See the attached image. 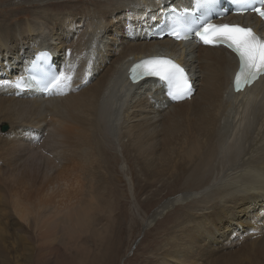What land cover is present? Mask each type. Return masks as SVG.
I'll list each match as a JSON object with an SVG mask.
<instances>
[{
  "label": "bare ground",
  "instance_id": "bare-ground-1",
  "mask_svg": "<svg viewBox=\"0 0 264 264\" xmlns=\"http://www.w3.org/2000/svg\"><path fill=\"white\" fill-rule=\"evenodd\" d=\"M91 1H77V10L66 12L59 4L57 13L41 5L21 28L0 24V81L10 82L0 85V125L8 128L0 131V159L17 166L6 178L17 186L18 219L42 217L49 208L45 215L56 222L48 224L91 225L96 203L105 210L121 204L118 165L131 157L145 164L150 178L158 175L166 184L181 178L188 185L147 217V227L176 203L192 202L148 264H264V77L234 93L238 62L229 51L155 35L164 12L190 8L194 0ZM247 17L264 33L258 19ZM40 53L72 76L69 87L49 98L16 95L13 79ZM162 53L189 68L195 81L190 100L171 103L148 82L124 78L133 60ZM26 169L52 186H22ZM40 236L47 244L41 228ZM77 256L78 264H99L105 255L82 244Z\"/></svg>",
  "mask_w": 264,
  "mask_h": 264
},
{
  "label": "rangeland",
  "instance_id": "rangeland-1",
  "mask_svg": "<svg viewBox=\"0 0 264 264\" xmlns=\"http://www.w3.org/2000/svg\"><path fill=\"white\" fill-rule=\"evenodd\" d=\"M29 1L0 0V24L7 23L8 26L21 28L22 26L20 27V25H23L27 19L32 18V14L41 5L43 7L46 6L51 12L57 13V6L65 4L66 8H59H62V11L66 12L65 10L70 8L77 10V1L82 0H37L32 5L28 3ZM86 2L92 1L86 0ZM71 5L75 6L71 7ZM2 126L0 125V131L5 127ZM3 130H8V128L6 127ZM5 151L7 150L5 149ZM121 158L118 165L120 175L116 177L120 178V183L117 182V185H120V189L122 190L121 195H124V197L120 198L121 204L114 202L111 210L99 208L102 210V213H99L97 203L96 206H93L94 208L90 206L92 208L88 216L90 217L89 222H91V225L86 223L81 224L79 227L73 226L68 222L55 224L57 226L54 223H52L53 225L48 224L50 219L53 220L50 222H56V216L51 214L49 216L45 215L49 208L42 210V217L40 215L37 217V215L31 213L30 216L33 218L29 217L25 221L19 220L17 213L13 211L16 201V197L13 196H17L14 193L17 190V186H9V181L6 178L7 175H11V170L17 166L15 165L14 167V163L11 161L13 163L12 167L10 165L8 167L6 164L8 160L4 163L0 159V164L3 165H0V168L2 167L1 169H3H0V264H5V261H7V264H40V261H43V264L49 261L51 262L50 264H56V260L60 259H62L60 260L61 263L57 262V264H78V259L81 255L79 254L80 257L77 256V248L82 244L84 247L89 248L92 254L105 255L104 260L100 261L99 264H108L111 261H114V264H148V261L157 257L164 244L168 241L166 237L171 233L172 227L185 219V211L192 205V202L176 203L156 218L154 223L149 227H147V217H151L153 211L160 207L161 204H164L165 201L177 194L180 195L179 193L186 192L188 189L185 188H188V185L178 182L181 181V178L178 180L172 179L173 181L171 180L172 182L169 181L167 184L160 181L161 179L158 178V175L150 178L149 173L146 171V166L141 160L135 161L131 157ZM21 166H23V163ZM15 173L21 176L19 170H16ZM3 175L5 176L3 177ZM22 176L24 182L22 186L26 187L28 185L27 187H29L31 185V188L36 191H40V186L45 188V185L48 186L50 182L49 179L45 181L40 180L39 178L42 175H34L29 173L27 169L26 171L23 170ZM52 177L50 176V179L53 181ZM15 179L17 182L21 180L19 178ZM151 179H153L152 182ZM148 181H150L149 184ZM114 191V189L111 191L112 198V194L115 193ZM35 208H39V206H35ZM173 215L175 216L173 217ZM35 218L36 222L42 223L38 227L37 223L34 222ZM48 225L50 228H47ZM40 228L42 229V233L45 230L46 237L48 238L47 244L50 246L41 243L42 234L40 236ZM90 230L93 232L92 235H90ZM46 231L53 233L48 237ZM49 238L52 239V244H50ZM156 250L159 252L155 253L154 257L152 254Z\"/></svg>",
  "mask_w": 264,
  "mask_h": 264
},
{
  "label": "snow or ice",
  "instance_id": "snow-or-ice-1",
  "mask_svg": "<svg viewBox=\"0 0 264 264\" xmlns=\"http://www.w3.org/2000/svg\"><path fill=\"white\" fill-rule=\"evenodd\" d=\"M199 3H208L212 0H198ZM246 3L247 0H239ZM252 10L264 17V0ZM182 29V26L180 28ZM180 30L173 34L180 38ZM195 35L206 45L223 44L231 49L239 59V70L235 74L234 86L236 91L251 84L257 77L264 75V37L258 36L251 28L240 25H213L206 23ZM132 79L135 82L141 76H155L169 85V95L173 98H184L190 92L187 74L179 64L165 57H152L135 65L132 70ZM72 76L60 72L53 75L45 85L46 89H62L69 87ZM8 81H0V85H9ZM29 86L23 80L15 82V87Z\"/></svg>",
  "mask_w": 264,
  "mask_h": 264
},
{
  "label": "water",
  "instance_id": "water-1",
  "mask_svg": "<svg viewBox=\"0 0 264 264\" xmlns=\"http://www.w3.org/2000/svg\"><path fill=\"white\" fill-rule=\"evenodd\" d=\"M3 129H6V126Z\"/></svg>",
  "mask_w": 264,
  "mask_h": 264
}]
</instances>
